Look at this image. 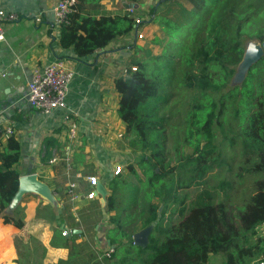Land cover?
<instances>
[{"label": "trees", "instance_id": "16d2710c", "mask_svg": "<svg viewBox=\"0 0 264 264\" xmlns=\"http://www.w3.org/2000/svg\"><path fill=\"white\" fill-rule=\"evenodd\" d=\"M167 1L158 0L149 10L151 19L143 23L156 22L158 18L154 14L157 7ZM186 1L191 9L178 6L177 18L164 21L170 42L173 37L169 29L176 24L187 23L185 40L179 45L182 50L172 53V58L165 62L168 64L165 85L161 77L163 62L150 71L144 62L137 61L139 67L134 71L125 69L123 75L114 80V88L119 96L116 113L125 124L127 146L139 154L136 167L142 170L144 177L143 181L137 180L139 185L134 187L132 203L137 202L138 186L142 187L145 190L142 196L145 202L140 211L141 229L150 228V231L146 245L137 246L136 252L141 257L147 250L153 251L147 264H208V257L215 254H222L225 264H252L264 252L263 240L257 239L255 244L251 243L256 234L255 229L264 223V152L261 150L257 153L259 162L256 167L238 166L234 171L236 179L251 172H260L262 175L254 181L255 191L243 210L233 214L227 206V191L233 190L230 177L218 181L214 186H207L205 182L206 175L213 171L228 169L226 164L222 166L221 161H217L218 166L215 165L218 157L207 159L203 153L209 148L211 124H218L219 117L214 115L213 109L220 106L218 100L209 101L205 93L220 92L229 84L247 43L264 41V0ZM132 2L139 5L137 0ZM80 6H76L66 24L58 27L61 49L71 50L77 59L88 57L117 38L134 31L136 15H112L108 12L90 15L80 13ZM141 25L140 21L138 26ZM181 88L193 95L195 92L198 96H189L184 119V142L192 147V153L177 157L176 150V160L180 163L171 166L165 153L167 109L172 91ZM256 98L263 108L264 92H259ZM218 115H221V110ZM252 124L255 133L261 131V140L264 141L263 113L254 115ZM200 138L205 141L201 148ZM256 139L260 141L259 137ZM210 148L215 151L212 144ZM249 157L252 156H243V162L247 163ZM20 158L18 142L14 137H8L5 148L0 151L2 223L34 235L39 230L41 236H35L46 245L52 238H60L63 242L58 244L57 250L59 253L65 252V238L59 235L58 229L47 227L45 223L46 220L52 223L54 217L50 206V219L45 216L36 217L23 225L21 219L14 220L11 217L9 206L18 191L21 177L18 170ZM127 169L138 179L132 165L127 166ZM109 189L111 193L105 197L106 210L112 211L115 209L112 191L115 190L112 185ZM153 199H157L158 203H154ZM160 206L162 209L158 217ZM55 216L58 223L64 220L57 212ZM0 234L8 237V232ZM108 241L109 245L115 244L109 237ZM127 243H133L132 236ZM13 246L16 264L42 263L45 249L34 239L14 236ZM76 249L80 258L86 260L83 264H95L96 255L87 243L82 242ZM6 254L12 257L9 261L14 264V251ZM114 254L111 257L114 258ZM3 258L8 259L1 254L0 259Z\"/></svg>", "mask_w": 264, "mask_h": 264}, {"label": "crops", "instance_id": "0c3cea01", "mask_svg": "<svg viewBox=\"0 0 264 264\" xmlns=\"http://www.w3.org/2000/svg\"><path fill=\"white\" fill-rule=\"evenodd\" d=\"M56 1L0 0V10L18 16L16 22L6 25L4 39L0 42V125L12 128L13 137L20 146L21 158L18 170L21 176L34 174L38 179L43 178L42 183L47 184L51 190H58L53 192L57 207L48 200L47 203L44 201L43 206L48 207L49 204L52 208L54 214L52 227L56 220L54 211L57 209L65 220L59 225L63 227L66 224L70 233L76 231L73 239L72 235L64 237L68 264H74L80 258L76 246L85 242L94 250L92 247L98 245L94 235V231L98 229L96 224L98 220L89 203L96 202L102 207L104 200L97 197L92 201L72 202L69 186L74 185L84 192L89 188L84 178L88 175H96L105 187L106 197L110 194L106 181L111 175L112 166L116 164L115 161L120 159L121 149L125 148V124L116 113L119 96L114 88V80L123 75V66L139 41L133 31L112 41L104 49L83 59H77L71 50H62L59 45V29L53 24L52 15ZM79 1L80 13L90 15L100 12H108L112 15L125 14V9L134 4L129 0ZM134 5L133 15H137L141 6ZM142 28L144 27L141 25L138 29L141 31ZM57 59L65 60L73 73L65 99L66 107L71 110L72 120L76 126V137L73 140L67 137L68 130L62 121L60 111L45 116L32 109L25 101L31 70ZM7 140L8 137L0 134V151L5 148ZM66 151L70 153L69 171L66 170L63 160H60ZM52 159L55 161L52 162ZM118 164L124 167L123 163ZM88 170L91 173L87 175ZM123 172L124 170L121 174ZM244 175L236 179L234 184L232 183L235 189L242 192L241 201L231 204L232 189L227 191L229 195L227 206H230L233 214L243 210L255 191L254 186H246ZM39 198L37 195L32 197H29V194L24 195L16 205L11 204V217L14 220L21 219L23 225L24 222L32 220L36 213L34 204L40 207ZM22 207H25L24 210L21 209ZM43 216L47 217L45 214ZM255 231L251 243L255 244L257 239L264 241V223L257 226ZM0 232H8V237L0 234V256L4 254L8 257V259H0V264H12L9 261L12 257L6 254L12 251L15 254L12 262L16 264L14 236L30 237L37 241L45 249L41 263L44 264L47 247L34 234L3 224L1 218ZM108 243L109 241L106 242L107 246ZM110 246L114 247L109 245L108 248ZM105 251L106 249L103 253ZM259 258L256 257L254 261ZM208 264H225V258L222 254L210 255Z\"/></svg>", "mask_w": 264, "mask_h": 264}, {"label": "rangeland", "instance_id": "374dc122", "mask_svg": "<svg viewBox=\"0 0 264 264\" xmlns=\"http://www.w3.org/2000/svg\"><path fill=\"white\" fill-rule=\"evenodd\" d=\"M157 2L158 0H137V4L141 6V9L140 11H137L136 16L142 22V26L144 27L140 31L143 38L138 39L139 43L135 45L134 52L127 59L123 67L124 71L125 69H131V71H133L132 68L139 67L136 65V62L138 61L141 63L144 62L147 69H150L151 71V69L158 65V63L163 62L164 68H162L161 77L165 85L168 73V64L165 62L172 58V53H177L178 50H182V47L179 45L185 40L187 23L176 24L169 29L171 30L170 35L173 37L170 42L167 35L168 32L164 29V21L175 20L177 18L178 6L188 10L191 9V6L186 0H168L157 7L154 14L155 17L157 16L158 18L156 22L143 23V21L151 19L152 16L149 13V10L153 5L155 6ZM253 46L261 47V44L258 43L257 40L251 41L245 45L244 51ZM124 71L121 72L124 73ZM147 74L148 76H151L149 72H147ZM248 75H250L249 78ZM172 92L169 108L167 109L169 113H167L168 118L165 126V153L170 160V165L175 166L180 163V161L177 162L176 156L180 157L181 155H190L192 153V147L184 142V119L185 110L188 108L186 107V102L189 96H195V98H198V96L195 92L193 95L192 92L184 91L182 88L179 91L178 89H175ZM259 92H264V56L249 66L245 72L242 71L241 66L238 65L233 78L220 92L209 91L205 93L209 101L212 102L218 100L220 106L218 105L213 109L214 115L219 117L218 124L214 122L211 124L209 148L203 153L206 154L204 156L207 159H211L214 156L218 157L215 163L216 166L219 164L217 161H221L223 163L222 166L224 164L228 166L227 170H215L211 174L206 175L205 182L207 186L216 184L219 180L227 179L229 177L234 184L236 182L234 171H236L238 166L246 165L249 167L252 165V167H256V164L259 162L257 153L261 150V152H264V141L261 140V131L255 133L252 124L254 115H257L260 112L264 115V107H260L259 100L256 98V95ZM247 103L248 105L245 106ZM194 106H196V103ZM220 110L221 115H218ZM258 137L260 138V141L256 139ZM204 142V139L200 138L199 148L202 147ZM210 144H212L215 151L211 150ZM124 146L125 148H122L119 154L120 159L115 161L116 164L120 162L123 163V174H120L115 178L110 175L108 181H106L108 182V187H111L112 185L115 190L114 192L112 191L115 200V209L112 211L106 210V201L102 203V207H99L96 202L89 203L92 210L96 213L95 215L98 220L96 222L98 229L97 231H94L98 245L92 247L96 255L95 264H147L153 256V251L147 250L141 255V257H139L136 252L137 246L134 242L132 244L127 243L130 236L142 230L140 211L145 202L142 197L145 190L138 186L137 202L133 204L134 187L139 185L137 180L140 179V181H143L144 177L142 170L136 167L137 161L139 160V154L131 151L127 146L126 140H124ZM176 150L177 155L175 156ZM247 154L252 157H249L250 159L247 163H244L242 157ZM129 165H132L135 169L138 179L134 178L133 175L128 172L127 166ZM231 171L232 173H230ZM90 173L91 171L88 170L86 174L88 175ZM261 175L260 172L245 174L243 179L246 186L253 187V181L256 180L255 177L259 178ZM38 180L44 182L43 178ZM46 186L48 187L47 184ZM48 189L52 193L58 191L51 190L49 187ZM241 193L242 192L235 189L234 186L230 203L234 205L236 202L241 201ZM33 195L35 194H29V197H32ZM38 201L40 207L37 204H34V209L36 210L34 218L44 217L43 214H45L48 217L46 219H50L51 213L49 204L48 207H45L43 206L44 200L39 198ZM152 201L158 203L157 199H153ZM21 203H23V201H21ZM24 208L25 207H22L21 209L24 210ZM228 210L232 211L230 206H228ZM54 212L61 215L58 210ZM64 221L65 220H59L58 223L55 220L53 226L59 231H68L69 228L65 223L63 227L59 225ZM49 222V220L45 221L46 226L53 228L52 223ZM41 233L42 232L38 230L35 235L41 236ZM53 236L58 235L54 234ZM108 237L115 242L114 248L116 250L114 258L111 257L110 259L105 257L103 253L104 249L108 248L106 245ZM39 240L44 242L42 239ZM62 242L63 240H60V238H52L48 245H46L47 252L43 262L44 264H68L67 250L65 249V252L62 253H59L57 250L58 244ZM85 252L87 254V251ZM85 261L84 258H79L74 264H83Z\"/></svg>", "mask_w": 264, "mask_h": 264}, {"label": "built area", "instance_id": "2783aa9c", "mask_svg": "<svg viewBox=\"0 0 264 264\" xmlns=\"http://www.w3.org/2000/svg\"><path fill=\"white\" fill-rule=\"evenodd\" d=\"M80 5L79 0H57L52 9L53 24L57 27L66 24L69 20V16L76 10V6ZM135 5L131 4L125 9L126 13L133 15L135 12ZM18 16L12 12H6L0 10V42L4 39V29L6 25L16 22ZM135 34L136 39H142L138 25L140 23L139 18H135ZM67 62L63 59H57L43 67H34L30 73V80L26 86L25 101L35 111H38L42 115H50L51 113L60 111L62 113V121L67 127V137L73 140L76 137V126L72 120L71 110L66 107V95L68 91V85L72 79V70L67 66ZM134 71L135 68H132ZM0 134L6 137H13L14 132L11 127H3L0 125ZM63 160L66 170L71 169L70 153L66 151L63 153ZM55 159H52L54 162ZM123 171L120 164H114L112 166V177L119 176ZM88 185V190L82 191L74 185L69 186V192L71 193V201H92L98 197V193L95 189L99 183L98 176L88 175L84 178ZM63 237H67L68 231H61ZM115 253L114 247L110 246L104 252V256L110 258ZM254 264H264V252L261 257Z\"/></svg>", "mask_w": 264, "mask_h": 264}, {"label": "water", "instance_id": "95a60500", "mask_svg": "<svg viewBox=\"0 0 264 264\" xmlns=\"http://www.w3.org/2000/svg\"><path fill=\"white\" fill-rule=\"evenodd\" d=\"M259 46H253L250 49L244 51L242 59L238 64L241 66L242 71H246L249 66L258 61L264 56V41ZM98 197L105 201L106 190L102 183H98L95 187ZM26 194H35L43 196L48 200L54 207H57V201L52 192L49 191L48 187L38 180L37 176L34 174H27L19 178V187L18 191L13 198L11 204L16 205L17 202ZM10 204V206H11ZM9 206V210H10ZM162 206L158 208V217H160ZM150 228L142 229V231L133 236V242L136 246L144 247L147 243V236L149 234ZM148 232V233H147ZM76 231L69 232L68 236L73 235Z\"/></svg>", "mask_w": 264, "mask_h": 264}, {"label": "bare ground", "instance_id": "6f19581e", "mask_svg": "<svg viewBox=\"0 0 264 264\" xmlns=\"http://www.w3.org/2000/svg\"><path fill=\"white\" fill-rule=\"evenodd\" d=\"M37 196H39L41 199H43L44 201H46V199L43 196H40V195H37ZM60 235H61V237H63L61 232H60Z\"/></svg>", "mask_w": 264, "mask_h": 264}]
</instances>
